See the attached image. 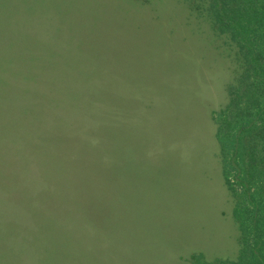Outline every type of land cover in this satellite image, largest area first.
Wrapping results in <instances>:
<instances>
[{
	"label": "rangeland",
	"instance_id": "rangeland-1",
	"mask_svg": "<svg viewBox=\"0 0 264 264\" xmlns=\"http://www.w3.org/2000/svg\"><path fill=\"white\" fill-rule=\"evenodd\" d=\"M206 7L0 0V264L238 257L217 121L240 65Z\"/></svg>",
	"mask_w": 264,
	"mask_h": 264
},
{
	"label": "trees",
	"instance_id": "trees-1",
	"mask_svg": "<svg viewBox=\"0 0 264 264\" xmlns=\"http://www.w3.org/2000/svg\"><path fill=\"white\" fill-rule=\"evenodd\" d=\"M204 2L214 29L235 45L240 65L238 85L218 114L217 138L241 248L235 260L208 264H264V0Z\"/></svg>",
	"mask_w": 264,
	"mask_h": 264
}]
</instances>
